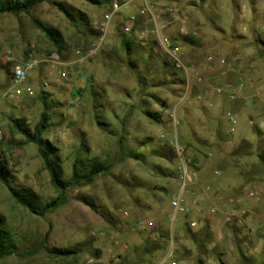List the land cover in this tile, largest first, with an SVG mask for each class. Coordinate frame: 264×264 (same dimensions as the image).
<instances>
[{
	"label": "rangeland",
	"instance_id": "rangeland-1",
	"mask_svg": "<svg viewBox=\"0 0 264 264\" xmlns=\"http://www.w3.org/2000/svg\"><path fill=\"white\" fill-rule=\"evenodd\" d=\"M95 1L99 4L87 0H47L36 6L30 16L0 15V156L8 163V185L31 189L42 202L53 200L57 195L37 148L20 135L14 136V145L10 144V119L23 120L33 128L45 109L51 116L48 140L59 150L65 179L70 178L76 159L97 158L112 164L108 174L97 177L91 184L69 189L67 202L45 218L18 206L7 184L0 181L2 225L13 234L21 254L36 249L32 256H11L0 264H156L159 251L152 252L154 241L160 232L169 230L170 200L178 190L173 179L178 180V168L175 162H163L156 156L158 143H166L160 135L168 139L170 135L164 131L167 120L160 106L144 94L153 93L165 102L172 97L165 87L152 91L138 84L136 73L150 76L143 68L142 57H129L122 50L121 40L132 39L130 35L121 37L123 25L112 34L107 33L106 45L95 57L86 60L81 74L73 71L75 48L95 43L96 35L91 31L96 32L95 23L99 25L101 17L110 12L112 0ZM237 2L238 11L232 5L219 10L214 0H204L199 11L208 27L222 26L228 36L245 30L247 38L253 40L252 30H258L264 18L254 19L250 0ZM57 3L63 4L74 20L68 19ZM121 5L119 15H126L127 5ZM32 19L60 32L63 38L60 61L65 69H72V76L61 80L57 68L43 63L28 75V85L33 91L29 96L25 84L13 85L10 66L31 53L50 55L55 51ZM113 24L112 19L108 31ZM154 63L148 67L153 68ZM6 93L14 96L4 98ZM228 110L232 111L226 106L221 117L223 122ZM168 111L169 116L174 113L172 107ZM148 113L156 118H150ZM257 121L264 123L262 118ZM237 129L234 143L243 138L256 144L257 137L245 118H239ZM256 152L264 156L263 140ZM254 165L257 163L244 164V168L253 172ZM194 187L191 192L195 193ZM247 191L253 194L247 195ZM199 197L201 203H206ZM83 200L94 207L87 206ZM219 200L225 204L218 206L222 212H227L225 208L232 205L245 209L243 222L224 224L220 217L208 213L211 205L207 203L205 207L200 206V212L179 217L175 226L176 258L182 264H197L200 251L191 236L199 237L202 229L208 227L211 242L207 249L221 256L202 259L203 264H264V171L247 181L239 193ZM247 219L250 225L244 223ZM191 222L194 227L189 225ZM60 249H69L75 254L70 257L54 254ZM96 251L99 257L95 256ZM241 256L254 262L247 263Z\"/></svg>",
	"mask_w": 264,
	"mask_h": 264
},
{
	"label": "crops",
	"instance_id": "crops-1",
	"mask_svg": "<svg viewBox=\"0 0 264 264\" xmlns=\"http://www.w3.org/2000/svg\"><path fill=\"white\" fill-rule=\"evenodd\" d=\"M119 1L127 5V14L117 13L112 17L114 24L109 34L119 25L124 27L131 24L129 17L135 16L132 34L129 35L133 42H140L141 48L139 52L134 50L131 55L142 57V63L147 66L156 61L154 68L160 71L168 83L171 75L175 74L171 80L173 84L146 88L155 91L165 87L170 91L171 101L157 99L153 93L143 94L155 101L165 115L167 124L164 131L170 136L168 139L166 135H160V138L169 146L170 143L176 144L178 151L170 146L176 157V168L181 161L188 162L193 183L188 188L187 202L192 203L200 196L211 208L224 206L219 199L231 197L242 190L243 184L239 181L244 179V164L258 162L259 153L256 151L261 146L260 142L264 141V123L259 124L257 121L264 119V22L258 30H252L254 39L251 40L247 38L245 30L241 34L228 36L222 26L208 27L199 11V5L204 0ZM214 1L219 10L232 5L238 11V0ZM250 2L254 19L264 18V0ZM144 8H147V12L140 15L139 11ZM182 18L185 19L184 24H181ZM164 36L171 37L175 42L182 63L178 69L156 47L155 39ZM209 57L212 59L208 60ZM221 59H225L226 63L221 64ZM129 64L133 63L129 60ZM225 87L228 89L217 94V89ZM231 94L234 95L233 100L229 98ZM161 102L165 103L164 107ZM226 106L236 116L237 123L233 127L229 125L225 114L227 127L221 119ZM170 107L177 120L175 128L169 119ZM239 118H245L255 133V145L243 138L234 143L233 136L238 132ZM242 142L249 144L252 149L248 156L239 158L236 166L231 163L230 154ZM161 161L166 162L163 159ZM227 179L232 182H226ZM173 181L179 185L177 178ZM193 187L195 193L191 192ZM198 202L199 206L207 205L200 200ZM217 209L222 211L219 207ZM244 223L250 225L251 222L247 219Z\"/></svg>",
	"mask_w": 264,
	"mask_h": 264
},
{
	"label": "trees",
	"instance_id": "trees-1",
	"mask_svg": "<svg viewBox=\"0 0 264 264\" xmlns=\"http://www.w3.org/2000/svg\"><path fill=\"white\" fill-rule=\"evenodd\" d=\"M47 0H0V15L8 14L13 17H19L21 15L30 16L33 9L46 2ZM89 2H94L95 4H99V2L95 0H87ZM56 6L59 10L70 20H74L73 15L64 7L63 4L57 3ZM84 22V19H83ZM32 23L38 28L47 40L54 47V52L60 57L63 51V38L59 31L56 29L45 27L38 20L32 19ZM96 35V39L99 36L98 33L91 31ZM132 34V31L130 35ZM124 36L122 33L121 37ZM121 48L128 55H131L134 50L139 52L141 48L140 42L135 43L133 39L131 40H121ZM136 52V53H137ZM131 65V64H130ZM144 70L147 74H149L150 78H146L145 76L136 73L138 84L143 88H153L162 85L173 84V77L175 74L171 75L170 82H166L163 75H161L160 71L156 68H150L147 65H144ZM170 68V67H169ZM171 70V68H170ZM162 76V77H161ZM163 78V79H162ZM161 82V83H160ZM153 100L154 97H151ZM161 105L164 107L165 103L161 102ZM149 117L155 119V115L148 113ZM51 116L47 113L46 109L41 113L38 122L34 125L33 128L28 127L23 120L20 119H10V127L9 133L11 136L10 144L14 145V136L20 135L24 138L25 142L28 144H32L37 148V153L41 158L45 170L48 172L50 177V182L55 189L57 195L53 200L48 202L40 201L39 197L31 190L20 187H12L8 185L7 182V174L9 173L8 163L7 161L0 156V181L7 184L8 191L13 198L14 202L27 210L32 215H35L40 218H45L47 215L54 213L61 206H63L67 202L66 193L69 189L72 188H81L91 184L97 177L106 175L112 169V164L107 163L106 161H100L99 159H76L72 165V173L69 179H65L63 175L62 162L59 157V150L55 147L53 143L48 140L49 137V127L51 126ZM121 144V142H119ZM159 144V152L157 157L165 160L166 162L173 163L175 160V154L172 151L171 147L167 143H158ZM143 145V143H142ZM261 145V142H260ZM261 147V146H260ZM259 147V148H260ZM166 149V152H165ZM251 146L246 142H242L238 147L234 149V151L230 154L231 163L233 165H238L239 158L248 156L251 152ZM155 152V151H154ZM133 158L138 159L137 156L133 155ZM257 172H256V168ZM245 169V168H244ZM264 171V156L259 154L257 165L253 167V172H250L245 169L243 185H246L247 181L253 178L256 175H260V170ZM251 170V169H250ZM259 170V171H258ZM83 203L87 206L93 208L94 206L89 203L87 200H83ZM3 219L0 217V261L7 259L11 256L23 257V256H32L36 249H32L26 255H23L19 252V247L17 242L15 241L13 234L9 229H7L4 225H2ZM190 225V223H189ZM167 237V231L160 232L158 237L154 241V247L152 252H158L163 246V239ZM191 240L199 249L197 264H203L202 259L209 258L214 256H221V254L216 253L213 250H208L207 245L211 242V231L208 227H204L200 232L199 237L191 236ZM236 240L239 239L236 237ZM240 253L243 255L242 250L240 249ZM54 254L60 257H70L75 254L74 251L69 249H60L54 251ZM96 257H99V251H96ZM242 257V256H241ZM176 258V257H175ZM244 261H248L242 257ZM180 261L178 258H176ZM219 259V258H218ZM222 264V263H221Z\"/></svg>",
	"mask_w": 264,
	"mask_h": 264
},
{
	"label": "built area",
	"instance_id": "built-area-1",
	"mask_svg": "<svg viewBox=\"0 0 264 264\" xmlns=\"http://www.w3.org/2000/svg\"><path fill=\"white\" fill-rule=\"evenodd\" d=\"M121 3L119 0H114L110 5V12L104 14L100 19V24L96 25L94 30L99 34L97 37L95 43L84 46L79 45L75 48L74 54H75V60L73 62V71L76 72V74H81V66L86 62V60L91 59L95 57L100 50L106 45V35L109 30V23L112 20V17L119 13L121 8ZM147 12V8H144L139 11L140 15H144ZM129 21L131 24L123 27V33L124 35H129L132 31V24L136 21L135 16H130ZM181 24L185 23V19H181ZM156 47L157 49L166 56L167 60L173 65L174 68H180L182 66L181 60L179 58V54L175 45L174 40L171 37H157L155 39ZM212 57H209L208 60H211ZM8 62L9 59L7 60ZM43 63H51L55 68H57L58 77L61 80H67L72 76V69H65L63 66V63L60 61V57L55 53H51L50 55L41 53V54H35L31 53L26 58H21L18 61H16L14 64L10 66V78L13 82V85L15 87H18L22 84H25L27 86L26 89V95H33L32 88H30V85H28V75L37 70ZM221 64H225L226 60L221 59ZM10 64V63H7ZM43 86L46 87V83L43 84ZM225 89H228V87L225 88H219L217 89V94H222ZM19 94V93H17ZM14 95L10 93H6L3 95L4 98L10 99ZM18 96V95H16ZM229 98L231 100L234 99V95H230ZM225 118L228 120L229 125L233 127L236 125V116L235 114L228 110L225 113ZM169 119L175 128V125L177 124L176 117L174 113L169 116ZM2 136L0 133V140ZM171 147H174L177 149V146L175 143H170ZM178 151V149H177ZM178 190L176 195L170 200V218H169V230L167 232V237L163 239V246L158 252L156 264H182L181 261H178L175 257V252L177 249V243L178 240L175 235V226L177 219L179 217H188L192 214V212H200V206H199V200L194 199L192 203L187 202V192L189 185L193 183L192 178L190 176L189 170H188V162L187 161H181L178 169ZM252 195L253 192H248L247 195ZM209 214L211 216L220 217L221 221L224 222V224L232 225L234 223H241L243 217L246 215L245 209H239L237 206L232 205L227 212H222L217 208H211L209 210ZM139 226L142 230L145 229V227L142 226V223H139ZM191 227H194L195 224L193 222L190 223ZM253 231L250 230L249 234L252 235Z\"/></svg>",
	"mask_w": 264,
	"mask_h": 264
}]
</instances>
